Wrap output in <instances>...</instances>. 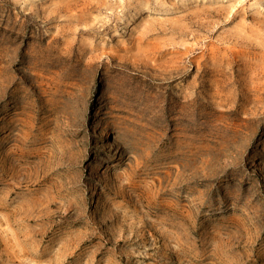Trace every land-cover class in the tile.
<instances>
[{"label": "rangeland", "instance_id": "1", "mask_svg": "<svg viewBox=\"0 0 264 264\" xmlns=\"http://www.w3.org/2000/svg\"><path fill=\"white\" fill-rule=\"evenodd\" d=\"M0 264H264V0H0Z\"/></svg>", "mask_w": 264, "mask_h": 264}]
</instances>
